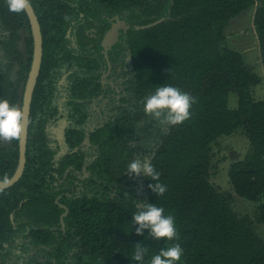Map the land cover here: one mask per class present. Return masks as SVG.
Returning a JSON list of instances; mask_svg holds the SVG:
<instances>
[{
    "label": "trees",
    "instance_id": "obj_1",
    "mask_svg": "<svg viewBox=\"0 0 264 264\" xmlns=\"http://www.w3.org/2000/svg\"><path fill=\"white\" fill-rule=\"evenodd\" d=\"M255 1L30 0L41 28L43 53L30 106L25 167L14 184L0 188V264H140L132 259L136 243L148 249L143 264L175 243L184 250L177 264H264V241L251 220L238 217L228 197L208 179L210 143L242 127L253 150L232 162L228 175L238 195L256 202L254 219L264 225V98L251 95L259 77L246 67L242 53L222 46L228 21ZM80 12L87 16L74 26L75 41L83 52L89 43L97 46L110 25L105 14L127 18L132 25L159 20L126 31L133 72L125 89L142 98L172 85L195 97L196 103L190 119L171 126L153 119L151 125L129 123L130 111L121 107L125 112L119 115L118 127L98 130L99 154L89 165L93 176L83 180L80 195L70 196L76 179L73 168L81 167L82 151L68 152L54 164L56 149L48 144L43 125L55 80L73 66L89 65L87 55L69 49L65 34ZM254 24L264 67V2L256 8ZM92 28L95 35L89 33ZM32 50L26 12H10L6 0H0V99L20 107ZM73 73L72 80L79 85L83 78ZM84 74L88 80V72ZM231 91L238 96L234 108L228 105ZM136 130L141 135H135ZM82 136L80 132L69 139L67 134L69 150ZM140 136H151L149 161L167 187L162 196L148 187L155 181L145 174L144 195L136 194L126 179L124 171L133 160L130 143ZM17 162L18 140L0 141V179L9 178ZM58 194L68 206L64 228L59 223L63 209L54 201ZM139 198L174 217L178 239L156 240L147 229L137 235L138 225L131 217L139 211Z\"/></svg>",
    "mask_w": 264,
    "mask_h": 264
},
{
    "label": "flooded vegetation",
    "instance_id": "obj_2",
    "mask_svg": "<svg viewBox=\"0 0 264 264\" xmlns=\"http://www.w3.org/2000/svg\"><path fill=\"white\" fill-rule=\"evenodd\" d=\"M86 16L84 12H80L76 18L70 21L65 34L70 39L69 49L73 53L87 55L88 58L84 60L89 65L73 66L64 71L55 80L51 110L48 120L43 125L48 144L53 149H56L52 157L54 164L68 152L71 153L78 149L82 151V154H78L82 155L81 167L73 168L76 179L74 180L75 186L71 189V192H68L70 196L74 193L80 195V191L84 189L83 180L93 176V171L89 168V165L99 154V143L96 142L98 130L106 125L118 127L119 115L120 113L124 115L125 112L121 107L126 106L129 109V123H134L135 121L137 124L144 122L151 125L152 119L158 120L144 112V101L148 96L152 95L151 93H146L142 98H137L135 92H128L125 89L127 84L125 81L133 72L131 57L125 41V38H127L126 31L129 27H132V24L128 22L127 18H114L105 14V20L110 25L102 33L97 46L89 43V48L83 52L79 51V44L75 41L74 26L78 22L83 21ZM95 22L102 23L104 21L95 19ZM112 27L114 28L111 29ZM93 31H95L94 28L89 33L95 35ZM108 31L113 34L114 38H109L105 42L104 35ZM73 72L83 78L79 85L72 80ZM84 72H88V80H85L86 75ZM73 127L74 129H71ZM75 129H78L79 132ZM80 132L83 133V136L79 145L69 150L67 134L68 138L72 139L74 135ZM136 134L141 135L137 130L135 131ZM149 141H151V136L146 139L141 136L132 139L130 145L133 147V159L141 157L146 158L148 161L150 160V150L147 146ZM124 172L126 173V179L132 183L135 193L139 196L144 195V173L141 172L139 175L133 174L130 176L127 169ZM54 174L56 175L55 172ZM53 183L56 182L53 181ZM60 197V194H58L54 201L63 209L59 214V223L60 227L64 228V220L63 225L60 220V215L64 211V207L61 204L65 205L67 209L68 206L64 202L59 201ZM142 204L143 201L139 198L137 206ZM36 247H39V245Z\"/></svg>",
    "mask_w": 264,
    "mask_h": 264
},
{
    "label": "clouds",
    "instance_id": "obj_3",
    "mask_svg": "<svg viewBox=\"0 0 264 264\" xmlns=\"http://www.w3.org/2000/svg\"><path fill=\"white\" fill-rule=\"evenodd\" d=\"M8 10L13 13L27 11L30 0H6ZM196 103V98L172 85H163L155 89L154 93L144 101V112L160 121L164 125H178L190 119V109ZM23 132V111L7 99H0V141L11 142L19 140ZM128 174L139 175L141 172L155 183L148 187L157 195L162 196L166 185L159 182L160 173L146 158H135L127 166ZM139 211L131 217L138 227L137 235H143L149 230L150 237L156 240L165 238L168 241L178 239L175 219L172 215H164V208L155 203H144L138 206ZM142 209V210H141ZM148 249L143 243H136L132 259L143 264ZM183 248L179 243L162 248L151 258L150 264H177L181 260Z\"/></svg>",
    "mask_w": 264,
    "mask_h": 264
},
{
    "label": "rangeland",
    "instance_id": "obj_4",
    "mask_svg": "<svg viewBox=\"0 0 264 264\" xmlns=\"http://www.w3.org/2000/svg\"><path fill=\"white\" fill-rule=\"evenodd\" d=\"M246 23L247 21L243 20L240 25H247ZM26 34H28V29L24 30V35ZM242 34V31L238 27V29H235L234 34L232 35L234 38L231 37L226 39L225 37L222 46L226 45L228 47H232V49L235 47L234 50H239L238 45L240 43ZM105 35V42H107L109 38H114L110 31H108ZM257 55H259V52L254 49L251 55L253 63L249 64L246 62L247 64L245 65L249 70L255 72L259 77V82L252 85L250 88L251 95L255 99H262L264 98V67H261L260 61L255 59ZM237 99V93L231 91L228 96L229 107H236ZM3 143L7 144L8 142L3 141ZM252 150L253 148L251 147L250 141L242 127L236 128L230 134H221L210 143L208 179L214 186L215 190L228 197L229 205L231 209L235 211L238 217H248L251 220L253 230L264 241V225L254 219L256 202L238 195L235 192L228 175L230 164L236 160L245 159L250 153H252Z\"/></svg>",
    "mask_w": 264,
    "mask_h": 264
},
{
    "label": "water",
    "instance_id": "obj_5",
    "mask_svg": "<svg viewBox=\"0 0 264 264\" xmlns=\"http://www.w3.org/2000/svg\"><path fill=\"white\" fill-rule=\"evenodd\" d=\"M25 12L29 19L32 40H33V50H32L30 67L24 84V89L22 93V102L20 107L23 111V132L21 138L18 140V162L15 171L9 178L0 179V188H5L14 184L23 173L25 167L30 106H31L33 90L37 81V77L39 75V70L42 60V33L37 15L31 3H30V7ZM157 21L142 25H132V27L135 29L144 28L156 23ZM113 28L114 27H112L111 29ZM105 38L106 35H104V39ZM61 206L64 207V211L60 215V220L63 225V217L67 214L68 209L63 204H61ZM10 218H12V214H10Z\"/></svg>",
    "mask_w": 264,
    "mask_h": 264
},
{
    "label": "crops",
    "instance_id": "obj_6",
    "mask_svg": "<svg viewBox=\"0 0 264 264\" xmlns=\"http://www.w3.org/2000/svg\"><path fill=\"white\" fill-rule=\"evenodd\" d=\"M261 2H264V0H256L252 6L246 8L245 10L237 14L235 16L237 18L235 17L231 18L228 21L227 26L225 27L226 28L225 34H226V39H229L231 37L234 38L232 35L234 34L235 29H238L239 27V29L242 31L243 34L241 36L240 43L238 45L239 50H236V51H239L242 53L243 61L245 64L247 63L251 64L253 63V59L251 58L252 51L254 49L257 50L259 52V55H257L255 59L260 61V65L261 67H263L260 43H259L258 35L256 33L255 24H254V16H255L256 8L258 4H260ZM243 20L247 21L246 23L247 25H243V26L240 25V23ZM233 49H235V47H233ZM263 74H264V70H263Z\"/></svg>",
    "mask_w": 264,
    "mask_h": 264
}]
</instances>
